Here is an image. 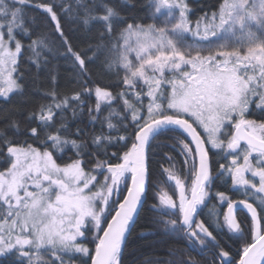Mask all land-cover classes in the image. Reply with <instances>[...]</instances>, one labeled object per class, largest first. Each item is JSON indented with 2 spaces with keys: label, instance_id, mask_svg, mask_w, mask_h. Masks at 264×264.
<instances>
[{
  "label": "snow or ice",
  "instance_id": "1",
  "mask_svg": "<svg viewBox=\"0 0 264 264\" xmlns=\"http://www.w3.org/2000/svg\"><path fill=\"white\" fill-rule=\"evenodd\" d=\"M134 7L0 0V103L25 96V54L39 74L56 41L76 74L70 90L50 73L40 102L0 108V264H123L149 188L154 223L211 249L207 264H264V0H218L195 20L188 0H149L151 23L130 20ZM65 21L95 42L75 47ZM101 58L106 83L90 68ZM154 147L168 149L156 179ZM167 257L144 264H201L179 247Z\"/></svg>",
  "mask_w": 264,
  "mask_h": 264
},
{
  "label": "trees",
  "instance_id": "2",
  "mask_svg": "<svg viewBox=\"0 0 264 264\" xmlns=\"http://www.w3.org/2000/svg\"><path fill=\"white\" fill-rule=\"evenodd\" d=\"M130 3H134V8H124L123 12L129 17L130 20L136 22L151 23L150 11L146 7L149 0H129ZM190 7L192 8V19L195 20L198 16L204 12H211L215 6L218 5V0H188ZM29 16L36 17V25H38L37 31L44 32L48 28L46 24V14H43L39 10L29 9ZM65 33L72 39V43L75 47L84 48L89 43L95 42L97 32L95 30L86 32L78 25L71 22H63ZM63 51L60 48L59 41H56L53 45V51L49 55V64L37 74L35 68H30L26 62L27 54H25V61L21 63V71L24 72V82L26 84V93L24 97L13 96L12 103L2 104L0 108H11L17 103H23L25 100L30 101L28 107H31L33 103L41 101L42 97L37 93V89L41 92L50 86V73H54L58 77V83L61 90H70L76 87L73 82L76 79V74L73 69L70 60L63 58L58 53ZM101 60H97L96 64L90 65L92 70L93 78L99 79L102 82H109L114 77L105 75L101 71ZM256 113H254L255 115ZM168 135H175V133H169ZM167 139L166 136L160 137L153 144H157L162 140ZM168 149L152 148L149 152V169L154 179L158 177L161 172V166H168L167 160L164 159V152ZM182 164V157H177ZM178 167L180 164L177 165ZM228 187L221 188L225 190L228 195L232 196L233 199H241L239 193L233 194L228 191ZM154 203L152 199V189L149 188L147 199L145 200L142 208L139 211L138 219L136 220L135 226L131 231V235L127 237L126 247L123 251V264H144L146 260H155L157 258L167 259V253L170 247H179L183 249L186 256L195 257L201 261V264H207L211 260V249L208 251L201 252L198 248H185L183 241L177 242L172 235L165 234L163 225L155 224L154 221L159 219L158 214L151 210V206ZM226 207V206H225ZM208 209H204V213H207ZM239 217L242 222H247L245 213L239 211ZM205 215L199 216V219H206ZM144 233V235H141ZM222 242L230 247L233 251L238 244H234L226 236H221ZM3 264H11V260H5ZM219 264V262H217Z\"/></svg>",
  "mask_w": 264,
  "mask_h": 264
},
{
  "label": "water",
  "instance_id": "3",
  "mask_svg": "<svg viewBox=\"0 0 264 264\" xmlns=\"http://www.w3.org/2000/svg\"><path fill=\"white\" fill-rule=\"evenodd\" d=\"M145 202V201H144ZM144 204V203H143ZM241 212L245 213L247 215L246 210H240Z\"/></svg>",
  "mask_w": 264,
  "mask_h": 264
},
{
  "label": "flooded vegetation",
  "instance_id": "4",
  "mask_svg": "<svg viewBox=\"0 0 264 264\" xmlns=\"http://www.w3.org/2000/svg\"><path fill=\"white\" fill-rule=\"evenodd\" d=\"M197 219H199V216L197 217Z\"/></svg>",
  "mask_w": 264,
  "mask_h": 264
},
{
  "label": "rangeland",
  "instance_id": "5",
  "mask_svg": "<svg viewBox=\"0 0 264 264\" xmlns=\"http://www.w3.org/2000/svg\"><path fill=\"white\" fill-rule=\"evenodd\" d=\"M183 159V158H182Z\"/></svg>",
  "mask_w": 264,
  "mask_h": 264
}]
</instances>
